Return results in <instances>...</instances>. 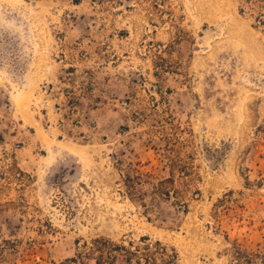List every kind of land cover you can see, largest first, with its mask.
I'll use <instances>...</instances> for the list:
<instances>
[{
  "label": "rangeland",
  "instance_id": "rangeland-1",
  "mask_svg": "<svg viewBox=\"0 0 264 264\" xmlns=\"http://www.w3.org/2000/svg\"><path fill=\"white\" fill-rule=\"evenodd\" d=\"M97 237L264 264V0H0V264Z\"/></svg>",
  "mask_w": 264,
  "mask_h": 264
},
{
  "label": "trees",
  "instance_id": "trees-1",
  "mask_svg": "<svg viewBox=\"0 0 264 264\" xmlns=\"http://www.w3.org/2000/svg\"><path fill=\"white\" fill-rule=\"evenodd\" d=\"M78 99V96L74 93L69 95V103L72 104L70 105L71 109L73 104L78 102ZM19 172L23 173V171ZM127 180L131 195L142 198V194L135 191L137 184H141L142 178L138 175H128ZM169 182H172V178H163L158 186L154 188L156 194L170 197L172 191L165 187L166 183ZM173 192L178 193L176 189H174ZM233 194V192L229 193V195ZM224 201L225 200H220V203L222 204ZM142 242V246L128 248L125 245L116 244L106 237H97L93 239L90 244L84 241L83 247L85 250L78 252L76 257H78L79 260H83L84 257L96 255L97 257L95 260L97 264H115L118 254L122 253L129 264H177L178 255L174 249H169L159 240L152 242L149 237H143ZM241 253L242 251L239 249L238 254Z\"/></svg>",
  "mask_w": 264,
  "mask_h": 264
}]
</instances>
